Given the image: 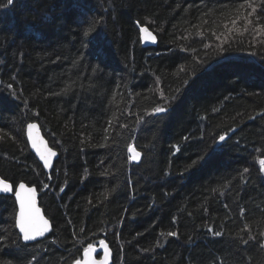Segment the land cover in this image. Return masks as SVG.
I'll return each instance as SVG.
<instances>
[{
    "label": "trees",
    "instance_id": "1",
    "mask_svg": "<svg viewBox=\"0 0 264 264\" xmlns=\"http://www.w3.org/2000/svg\"><path fill=\"white\" fill-rule=\"evenodd\" d=\"M7 13L0 177L36 187L52 230L23 244L0 195V264H73L100 239L112 264H264V0H16ZM157 105L168 111L146 115ZM28 123L58 153L49 176Z\"/></svg>",
    "mask_w": 264,
    "mask_h": 264
},
{
    "label": "snow or ice",
    "instance_id": "2",
    "mask_svg": "<svg viewBox=\"0 0 264 264\" xmlns=\"http://www.w3.org/2000/svg\"><path fill=\"white\" fill-rule=\"evenodd\" d=\"M16 3V0H0V21L4 19V17L8 14L7 10L11 9L12 6ZM245 7H248L251 9L250 12L247 13V17H250L253 15V13L256 12V7H253L252 3H241L239 5L240 9H243ZM247 17H245L246 23L250 24L252 23L251 20H248ZM239 17H237L238 19ZM259 19V17H257ZM236 21L233 20V24H235ZM139 26V25H138ZM259 27V26H257ZM140 42L142 44L146 43H156L155 36L151 35L150 32H148L147 28L140 27ZM145 33H148L147 37L144 35ZM215 35V33H213ZM88 33H85V36H87ZM218 40L220 39L219 36L216 37ZM95 39V38H93ZM92 41H86V43H91ZM226 42V41H225ZM209 45H205V47H208ZM185 49H181V51H184ZM195 51V50H193ZM159 83V82H157ZM187 84V81H185ZM8 102L15 101L19 99V96L17 93L12 89V85L8 84ZM66 90V89H65ZM56 95H59V93H56ZM161 97L163 98V93L161 92ZM26 103V102H25ZM165 104H167V100L165 99ZM168 111V109L162 105H157L154 107L151 112L146 113V115H158L160 113H164ZM144 120V117H138L136 123L139 124ZM28 127V136L29 140H31L32 147L35 149L36 154L39 156L40 160L43 161L44 167L48 168L51 163V158L56 155L54 151H52L50 148H45V141L43 139L34 140L32 139V130L35 129L37 126L35 123H29L27 125ZM122 128L127 127L126 124L121 125ZM226 135L222 134L218 137V140L216 142L217 148L220 145V142L225 141ZM177 147V146H173ZM43 149V150H42ZM178 150V148H177ZM217 150V149H213ZM141 153L136 150L133 144L128 145V160L131 163L132 161H137L140 157ZM195 163V161L193 162ZM260 164V171L264 173V159L259 160ZM248 169L245 168L244 172H247ZM48 185L45 184L44 188H47ZM43 191V188L41 189ZM60 191H63V188L60 189ZM0 192L2 193H11L15 197V204L18 205V213L15 216V228L19 229V237L18 239H22L24 242L28 241H34L37 239V237H43L45 233L49 229V222L47 219L44 218V216L41 215V210L39 207H37L36 204V189L33 187L26 186L25 183L21 182L17 186H13L10 183L5 182L3 179H0ZM241 212H243V209H241ZM83 231V229L81 230ZM209 232H212L213 230L211 228L208 229ZM215 236H220V232L213 233ZM15 236V233L12 234ZM168 236L174 237L177 235L176 232H168ZM253 239V237L250 235L248 237V240ZM248 241H244V243H247ZM99 245L102 246L104 256L99 261V264H109L110 259V250L108 245L105 243V240L100 239L98 241ZM261 247H264V244L261 245ZM96 247L94 244L89 243L86 247L83 249V257L82 259H75L73 261V264H97L95 260L92 259V253L96 251ZM28 264H31V261L28 262Z\"/></svg>",
    "mask_w": 264,
    "mask_h": 264
},
{
    "label": "water",
    "instance_id": "3",
    "mask_svg": "<svg viewBox=\"0 0 264 264\" xmlns=\"http://www.w3.org/2000/svg\"><path fill=\"white\" fill-rule=\"evenodd\" d=\"M140 27L147 28L146 26H138V25H137L138 36H139V42H140V36H141V33H140ZM147 29H148V32L151 33V35L155 36V38H156V43H146V44H142V43L140 42V45H141L142 48H152V47H155L156 44H157V37H156V35H155V34H154L149 28H147ZM144 35L147 37L148 33H145ZM28 124H29V123H28ZM28 124H27V125H28ZM35 124H36L37 127H36L35 129L32 130V139H34V140L43 139V140L45 141V145H44V147H45V148H50L52 151H54V152L56 153V155L53 156V157L51 158V163H50V166H49L48 168H45V167H44L43 161L40 160L39 156L36 154L35 149L32 147L31 140H29V136H28V127H27V126H26V128H25V138H26V142H27V145H28V148H29V151L31 152V154L35 157V159H36L37 162L40 164V166L42 167V169L44 170V172L49 176L50 173H51V171H52V168H53V165H54V161L58 158V153H57L56 150L52 149V148L48 145V142L46 141V139L44 138V136H43L41 130L39 129V125H38L37 123H35ZM226 138H227V136H226ZM225 140H226V139H225ZM223 142H224V141H223ZM223 142H220V144H222ZM42 150H43V149H42ZM0 179H2V178L0 177ZM4 181H5V180H4ZM5 182H7V181H5ZM7 183H8V182H7ZM20 183H21V182H20ZM23 183H24V182H23ZM18 184H19V183H18ZM18 184H17V185H18ZM25 184H26V183H25ZM17 185H16V186H17ZM26 186H28V185L26 184ZM28 187H33V188L36 189V187H34V186H28ZM10 194H11V193H2V192H0V195H10ZM13 198H14V201H15V197H14V195H13ZM36 204H37V207H39L40 210H41V215L44 216L43 211H42L41 207L39 206V202H38V192H37V190H36ZM18 211H19V209H18V205H16V214L18 213ZM16 214H15V216H16ZM44 218L47 219L45 216H44ZM47 220H48V219H47ZM48 222H49V229H48V231L45 233V235H44L43 237H37L36 240H34V241H28V242H24V241L21 239V242H22L23 244H33V243H37V242H39V241H42L43 239H45L46 237H48V236L50 235V233H51V230H52L51 222H50L49 220H48ZM16 231H17V233H18V235H19V229H18V228H16ZM105 243H106V242H105ZM106 244H107V243H106ZM107 245H108V244H107ZM95 247H96L97 250L94 251V252L92 253V259L95 260V261L97 262V264H99V261H100V260L103 258V256H104V252H103L102 246H100L99 243H98L97 245H95ZM108 247H109V246H108ZM109 250H110V248H109ZM97 255H99V257H97ZM82 257H83V253H82V256H81L80 259H82ZM109 264H112V252H111V250H110Z\"/></svg>",
    "mask_w": 264,
    "mask_h": 264
}]
</instances>
